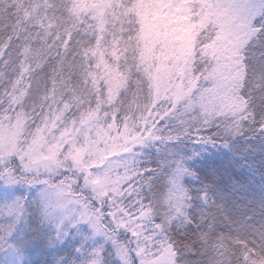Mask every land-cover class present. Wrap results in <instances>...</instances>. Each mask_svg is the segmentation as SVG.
I'll use <instances>...</instances> for the list:
<instances>
[{
    "label": "snow or ice",
    "instance_id": "snow-or-ice-1",
    "mask_svg": "<svg viewBox=\"0 0 264 264\" xmlns=\"http://www.w3.org/2000/svg\"><path fill=\"white\" fill-rule=\"evenodd\" d=\"M0 264H264V0H0Z\"/></svg>",
    "mask_w": 264,
    "mask_h": 264
},
{
    "label": "trees",
    "instance_id": "trees-1",
    "mask_svg": "<svg viewBox=\"0 0 264 264\" xmlns=\"http://www.w3.org/2000/svg\"><path fill=\"white\" fill-rule=\"evenodd\" d=\"M223 150H216L209 148L206 153H204L203 161L197 160L194 162L196 167H199L200 163L206 164H218L221 160Z\"/></svg>",
    "mask_w": 264,
    "mask_h": 264
}]
</instances>
